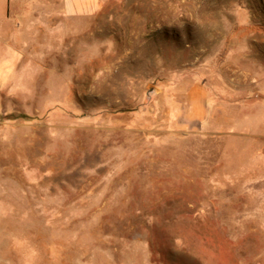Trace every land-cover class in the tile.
<instances>
[{
	"label": "rangeland",
	"instance_id": "rangeland-1",
	"mask_svg": "<svg viewBox=\"0 0 264 264\" xmlns=\"http://www.w3.org/2000/svg\"><path fill=\"white\" fill-rule=\"evenodd\" d=\"M23 2L9 25L36 52H0V264H264V0ZM196 85L256 131L175 129Z\"/></svg>",
	"mask_w": 264,
	"mask_h": 264
},
{
	"label": "crops",
	"instance_id": "crops-1",
	"mask_svg": "<svg viewBox=\"0 0 264 264\" xmlns=\"http://www.w3.org/2000/svg\"><path fill=\"white\" fill-rule=\"evenodd\" d=\"M54 5L61 7L64 17H88L98 12L101 0H52ZM48 3L49 0H46ZM26 8L33 7V4H27L23 0H0V52L8 54L9 49L15 48L17 54L21 56L20 63L24 62V50L29 53H35L36 32H30L27 36L23 33H17L12 36L13 28L10 22V7ZM39 15H32L27 22L30 24L31 31L37 30L35 18ZM34 18V19H33ZM21 22L25 19L21 17ZM18 24L17 27L22 29L23 26ZM29 39V42L26 41ZM211 105V108H210ZM240 104L210 103L209 94L199 85L193 86L186 94L180 98L178 113L181 117L177 118L174 127L180 130H189L194 124H198L201 130L213 133L244 132L256 131V127H250L248 124L249 114L245 113ZM211 109V110H210ZM211 111V112H210ZM257 113H261L258 112ZM248 114V115H247ZM264 115V114H263ZM264 118V117H262ZM179 119H182L181 121ZM259 130V128H258Z\"/></svg>",
	"mask_w": 264,
	"mask_h": 264
}]
</instances>
